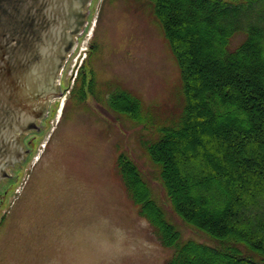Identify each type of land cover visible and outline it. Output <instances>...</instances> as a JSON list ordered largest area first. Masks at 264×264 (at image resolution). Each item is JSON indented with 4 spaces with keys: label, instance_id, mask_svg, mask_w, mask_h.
<instances>
[{
    "label": "rangeland",
    "instance_id": "obj_1",
    "mask_svg": "<svg viewBox=\"0 0 264 264\" xmlns=\"http://www.w3.org/2000/svg\"><path fill=\"white\" fill-rule=\"evenodd\" d=\"M87 12L70 63L82 47L94 46L90 61L100 82L97 91L130 90L142 102V120L112 109L109 114L98 101L94 110L108 120L99 115L77 120L73 107L58 125L57 113L0 196V264H166L173 250L161 245L128 196L117 167L122 154L136 162L184 239L215 244L173 211L144 149L160 128L179 122L184 110L180 69L152 3L93 0ZM86 121L89 132L81 131ZM39 192L46 199H36Z\"/></svg>",
    "mask_w": 264,
    "mask_h": 264
},
{
    "label": "trees",
    "instance_id": "obj_2",
    "mask_svg": "<svg viewBox=\"0 0 264 264\" xmlns=\"http://www.w3.org/2000/svg\"><path fill=\"white\" fill-rule=\"evenodd\" d=\"M149 1L180 69L184 110L144 149L173 211L215 244L184 239L122 154L126 192L173 250L166 264H264V0ZM113 107L142 120L132 92L114 93Z\"/></svg>",
    "mask_w": 264,
    "mask_h": 264
},
{
    "label": "water",
    "instance_id": "obj_3",
    "mask_svg": "<svg viewBox=\"0 0 264 264\" xmlns=\"http://www.w3.org/2000/svg\"><path fill=\"white\" fill-rule=\"evenodd\" d=\"M89 2L0 0V160L12 163L22 156L16 133L32 129V119L44 113L47 96L38 91V76L47 73L49 81L61 67L84 25ZM34 134L23 137L24 148ZM18 165L9 167L11 176L0 181V196ZM0 176H7L1 168Z\"/></svg>",
    "mask_w": 264,
    "mask_h": 264
},
{
    "label": "flooded vegetation",
    "instance_id": "obj_4",
    "mask_svg": "<svg viewBox=\"0 0 264 264\" xmlns=\"http://www.w3.org/2000/svg\"><path fill=\"white\" fill-rule=\"evenodd\" d=\"M87 66L88 65H86L85 63H82L81 66H79L76 69L77 77L75 78L74 84L71 85V83L68 82L70 78H68L67 81L65 80L66 78L65 79L63 78L59 83L60 85H56V89L52 90L53 95L50 98H47L46 100L47 110L45 111L44 116L39 119L33 120L37 126L27 133L24 132V133L18 134L20 142L22 143L23 137L25 138L31 132L36 133L33 136H30L27 138L26 145L28 148L25 147L26 155L24 157L25 159L20 161L21 163H24L26 161V158L27 157L29 158L34 152V149H33L34 142H37L40 136H42L43 138L47 134V132L51 129L52 119L57 116V112L59 110L60 103H61L60 99H62L63 95L67 94L66 91H69V95L66 97L65 107L63 109V114L59 120L58 125L61 124L62 121L65 119V117L69 115V111L73 107H75V112L77 114V120L80 117H83V120L93 119L94 115L95 116L99 115L100 119L105 118L106 120H108L107 115L104 118H102V114L94 110L95 108L93 107L94 105L93 102L98 101V104L100 105V107H102L107 113L111 114V111L113 110V105H114V98H113L112 92L111 90L110 91L107 90V94H106L105 91L103 92L97 91V87H99L100 82L97 78H95L96 76L92 73L95 69L87 68ZM69 68H70V65H67L66 70H68ZM47 75H48L47 73H40L38 76L40 80V84H38L37 86L38 87L40 86L38 88V91L41 93H45L44 91L48 92L50 90V85L52 84V82L50 80L48 81ZM54 79L55 77L52 78L51 80L53 81ZM104 100H106V102H104ZM82 125L84 126L82 127L79 125L80 127H82L81 131H88V132L90 131L87 128L90 125L89 122L86 121ZM17 163L19 164V162ZM17 163H14L13 165H8V163L6 164V161H3L2 163L0 162V167L2 168V172H5L4 170H7L9 166L10 167L16 166ZM0 179L4 180V178H0ZM68 191L70 190L68 189L65 192L69 193ZM45 194H46L45 192H39L37 194L38 196H36L35 198L36 199H46L45 197H42ZM34 204L35 202L33 200L32 205ZM37 209H40L43 213L48 212L47 208H40L39 206H37Z\"/></svg>",
    "mask_w": 264,
    "mask_h": 264
}]
</instances>
